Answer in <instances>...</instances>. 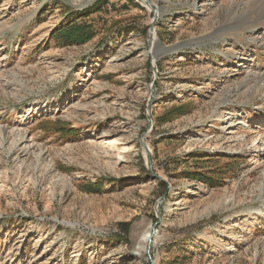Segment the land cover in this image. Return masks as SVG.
Segmentation results:
<instances>
[{"label": "rangeland", "instance_id": "obj_1", "mask_svg": "<svg viewBox=\"0 0 264 264\" xmlns=\"http://www.w3.org/2000/svg\"><path fill=\"white\" fill-rule=\"evenodd\" d=\"M96 1L0 0V264H264V0Z\"/></svg>", "mask_w": 264, "mask_h": 264}, {"label": "trees", "instance_id": "obj_2", "mask_svg": "<svg viewBox=\"0 0 264 264\" xmlns=\"http://www.w3.org/2000/svg\"><path fill=\"white\" fill-rule=\"evenodd\" d=\"M108 0H97L91 8L79 13L76 17L73 15L67 18L64 22L55 27L51 34L50 40L58 46H73L83 45L93 40L97 35V29L90 16L102 10L103 5ZM67 128L58 129V132H66ZM70 134H76L70 131ZM160 184H163L160 182ZM84 188L87 192H98L102 190L101 185L97 183H86ZM185 258H190V255H185Z\"/></svg>", "mask_w": 264, "mask_h": 264}, {"label": "bare ground", "instance_id": "obj_3", "mask_svg": "<svg viewBox=\"0 0 264 264\" xmlns=\"http://www.w3.org/2000/svg\"><path fill=\"white\" fill-rule=\"evenodd\" d=\"M145 5V4H144ZM146 6V5H145ZM147 8H150V7H147ZM152 9V8H151ZM152 55L153 56H159V51L161 49L158 48V43L156 42V40H153V43H152ZM165 52V50H163ZM162 51V52H163ZM227 119V116H225L224 118H220L219 121H225ZM180 195V191L177 189L174 193H173V197L176 198ZM179 209V207H178ZM151 235H152V230L151 229H148L147 231H145L143 233V235L140 237V240L138 242L139 246L137 247L138 250H146L147 247H148V244H149V240L151 238ZM154 240H156L157 238V235H153L152 236Z\"/></svg>", "mask_w": 264, "mask_h": 264}, {"label": "water", "instance_id": "obj_4", "mask_svg": "<svg viewBox=\"0 0 264 264\" xmlns=\"http://www.w3.org/2000/svg\"><path fill=\"white\" fill-rule=\"evenodd\" d=\"M140 1V4L141 5H146L147 7H150V8H152V6H153V3L150 1V0H139ZM158 12L157 11H155L154 12V14L156 15ZM153 33V32H152ZM143 147H144V150H145V154H146V158H147V165H148V167L150 168V149L148 148V146H146L145 144H143ZM156 234V232H155V228L153 227L152 228V235H151V238H150V240H149V244H148V249L150 248V246H151V243H152V239H153V235H155Z\"/></svg>", "mask_w": 264, "mask_h": 264}]
</instances>
